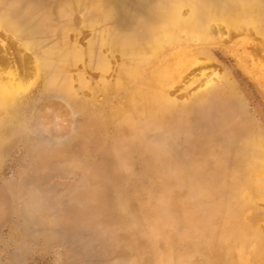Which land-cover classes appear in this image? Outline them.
I'll list each match as a JSON object with an SVG mask.
<instances>
[{
  "label": "rangeland",
  "instance_id": "374dc122",
  "mask_svg": "<svg viewBox=\"0 0 264 264\" xmlns=\"http://www.w3.org/2000/svg\"><path fill=\"white\" fill-rule=\"evenodd\" d=\"M13 1L20 4L19 25L26 23L33 33L30 40L45 41L48 28L39 20L56 0ZM87 1L93 0L84 3ZM156 1L114 0L112 9L123 23L141 29L151 16L167 11L168 5L159 7ZM38 9H43L42 13L37 12L39 17L33 14ZM79 28L78 40L86 36L82 43L90 41L93 45L89 30ZM233 31L223 35L222 43L215 46L213 59L198 66L196 81L204 79L201 73H225L233 81L234 95L240 97L246 113L264 127L260 89L232 55L243 53L244 57L253 51V45L262 48L264 42L260 40L264 36ZM69 38L74 39L72 34ZM6 43L9 52H16L10 40ZM255 60L259 63L263 58ZM85 64L70 68V77H79L76 84L85 85L84 98H88L94 88L102 89L107 83L100 71ZM246 65L250 67V60ZM114 72L106 75L112 85L117 77ZM39 85L38 81L32 90H40ZM185 92H177V96ZM119 93L124 90L121 88ZM37 95L35 92L36 105L41 101ZM232 96L228 93L225 98ZM104 99L101 95L97 103L93 97L92 114L76 111L69 124L63 123L67 128L58 130V136L55 128L44 126L36 113L23 122L0 128V264H224V256L231 251L224 247L227 238L220 232L210 233L223 244L220 250L209 256L192 252L200 240L198 236L209 228L206 217L215 214V222L221 223L226 206L222 195L229 191L236 194L244 182L247 160H236L230 154L226 158L228 169L224 170L227 174L219 178L214 174L218 171L215 157L193 167L173 138H165L174 131V125L147 127L144 137L153 152L147 156L134 153L131 158L125 147L132 138L131 132L123 127L120 131V127L114 128L107 122ZM55 101L63 104L59 99ZM62 110L67 111L64 106ZM185 115L190 117L195 137L205 138L213 149L226 146V117L217 106H184L170 113V117L179 119ZM154 120L155 115L150 117V121ZM156 136L162 139L155 142ZM188 140L191 141V135L180 138L182 150ZM153 167L157 169L152 170ZM210 195L215 197L210 200ZM261 208L264 217V205ZM179 214L185 218L177 219ZM181 254L186 257L179 260Z\"/></svg>",
  "mask_w": 264,
  "mask_h": 264
},
{
  "label": "bare ground",
  "instance_id": "6f19581e",
  "mask_svg": "<svg viewBox=\"0 0 264 264\" xmlns=\"http://www.w3.org/2000/svg\"><path fill=\"white\" fill-rule=\"evenodd\" d=\"M84 2L56 0L54 6L47 8L44 18L39 20L48 28L47 37L41 42L30 40L33 33L26 23L19 25L20 4L0 0V128L23 122L36 113L44 126L55 128L58 136V130L63 131L66 127L63 125L70 123V116L76 111L91 115L92 98L98 103L102 95L106 101L107 122L114 128L120 127V131L123 127L131 132V140L125 144L130 157L134 153L147 156L153 152L144 137L147 127L174 125V131L165 138H173L193 167L199 161L215 157L218 171L214 174L219 178L227 174L224 170L228 169L226 158L230 154L236 160H247L244 182L238 186L236 194L233 196L229 191L222 195L226 206L221 223L215 222V214L206 217L209 228L198 236L200 243H196L192 253L209 256L220 250L223 244L210 235L220 232L227 238L224 247L231 251L224 256V264H264V217L260 214L264 205V127L246 113L240 97L234 95L233 81L225 73L219 74L217 70L209 75L201 73L204 79L196 81L198 66L213 59L215 46L222 43L223 35H231L234 30L264 36V0H158L155 4L168 5L167 11L151 16L150 22L141 29L122 22L112 9L114 0ZM42 10H34L33 14L39 17ZM85 22L89 24L87 27ZM79 27L89 30L93 45L90 41L83 44L86 36L78 40ZM71 34L73 41L68 39ZM6 40L11 41L16 52H9ZM261 45L262 48L253 45L261 49L257 53L253 48V57L252 52L244 57L243 53L231 54L259 87L264 100V44ZM249 57L250 67L246 65ZM254 57L263 60L258 63ZM254 61L257 63L253 64ZM78 63L90 64L93 70L100 71L107 85L102 89L94 88L90 96L84 98L85 85L76 84L78 76L70 77V68ZM112 70L117 75L113 85L106 76ZM38 81L41 89L32 90ZM196 83L197 87L187 91ZM121 88L123 94L119 93ZM180 91L186 92L177 96ZM35 92L41 100L38 106ZM228 93L233 96L226 99ZM111 96L117 103L112 102ZM179 98L184 100L180 103ZM55 99L63 104L55 103ZM183 104L187 108L217 106L226 117L223 125L226 146L213 149L205 138L195 137L187 115L181 119L170 117V113L184 107ZM63 106L67 111L62 110ZM154 115L157 120L150 121ZM188 135L191 141L188 140L182 150L184 145L180 144V138ZM154 139L160 141L162 136ZM176 218L185 217L179 214ZM183 257L186 256L181 254L178 259Z\"/></svg>",
  "mask_w": 264,
  "mask_h": 264
}]
</instances>
